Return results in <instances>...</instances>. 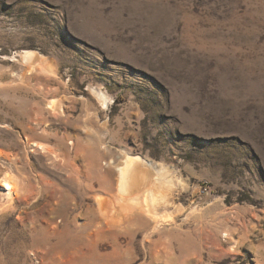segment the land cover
I'll list each match as a JSON object with an SVG mask.
<instances>
[{
    "label": "rangeland",
    "instance_id": "rangeland-1",
    "mask_svg": "<svg viewBox=\"0 0 264 264\" xmlns=\"http://www.w3.org/2000/svg\"><path fill=\"white\" fill-rule=\"evenodd\" d=\"M0 152V264H264V0H0ZM125 154L173 221L117 207Z\"/></svg>",
    "mask_w": 264,
    "mask_h": 264
},
{
    "label": "bare ground",
    "instance_id": "bare-ground-1",
    "mask_svg": "<svg viewBox=\"0 0 264 264\" xmlns=\"http://www.w3.org/2000/svg\"><path fill=\"white\" fill-rule=\"evenodd\" d=\"M19 56H21V60H23L29 68H35V66L43 64L44 62L41 55L30 50L23 51ZM95 95L103 105L106 101L105 95L100 91L95 92ZM53 102L54 101L49 102L51 107L53 105L55 106V102ZM35 145L41 153L49 152V148L44 144ZM51 152L52 151H50V153ZM123 158L122 164L118 165L116 183L117 194L116 197H114L118 203L117 207L135 208L144 211L154 220L153 228L158 227L161 222L173 221L171 215H159L155 210L159 205H173L171 199L174 196L173 191L175 186L168 177L164 175L165 171L163 172L164 174H162L164 168L160 172L159 164L140 155L125 154ZM16 184L7 173L0 180V187L8 196H11L17 191ZM104 197L100 195L96 197L99 211L103 214L104 219L106 220L110 216L114 218V213L116 214L117 211L116 204L115 202H107L108 205L104 207L107 204V199Z\"/></svg>",
    "mask_w": 264,
    "mask_h": 264
}]
</instances>
